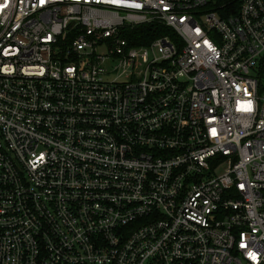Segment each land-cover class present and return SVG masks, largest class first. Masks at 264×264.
<instances>
[{"label":"built area","instance_id":"1","mask_svg":"<svg viewBox=\"0 0 264 264\" xmlns=\"http://www.w3.org/2000/svg\"><path fill=\"white\" fill-rule=\"evenodd\" d=\"M0 264H264V0H0Z\"/></svg>","mask_w":264,"mask_h":264},{"label":"trees","instance_id":"2","mask_svg":"<svg viewBox=\"0 0 264 264\" xmlns=\"http://www.w3.org/2000/svg\"><path fill=\"white\" fill-rule=\"evenodd\" d=\"M131 35L134 37V39H137L138 41L141 40L142 42L148 44L153 40L165 35L174 36V32L164 25L152 23L140 26L139 28L135 29V31Z\"/></svg>","mask_w":264,"mask_h":264}]
</instances>
